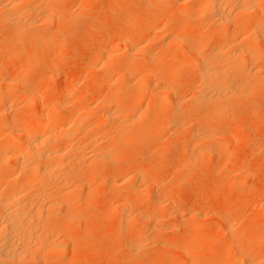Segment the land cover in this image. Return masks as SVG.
I'll use <instances>...</instances> for the list:
<instances>
[{
    "label": "rangeland",
    "instance_id": "1",
    "mask_svg": "<svg viewBox=\"0 0 264 264\" xmlns=\"http://www.w3.org/2000/svg\"><path fill=\"white\" fill-rule=\"evenodd\" d=\"M194 1L57 0L55 2L52 0L51 5L44 6L45 4L23 0L17 10V13L23 18L22 24L15 18L17 16L13 17L12 11L11 13L6 11V15L3 16L0 14V69H2L3 75L0 77V91L2 90L5 95L3 101L11 90H7L1 80L6 76H11V73L16 69L20 70L19 81L23 82V78H25V86L32 89V96L33 94L35 96H31L32 98L29 100L21 99L14 107L16 109L11 110L13 117L22 115L27 107L39 110L41 103L51 107L54 106V102L55 105L61 104L62 112L73 110L75 107L73 108V103L70 104L72 101H66L60 96L65 88L72 85L83 95L85 94L84 99L90 105L93 99L105 98L104 95L107 94L109 87L116 90L128 89L126 85H120L119 82L118 84L114 82V85L111 83L99 84L102 71H96L97 73L95 72L92 76H87L88 66L97 51L105 47H109L110 50L114 49L113 47L118 44V40L121 38L129 39L134 35V39L127 42L129 48L126 47V44L123 45L120 56L106 58L104 64L112 63L110 66L121 70L118 76L123 75L122 71L127 63L128 52L145 41L148 45L145 44L130 66L135 67L137 71L150 69L153 65L146 63L144 58L151 54L158 61V64L153 68L165 76L164 80L157 78L154 85L146 93L143 92L146 97L143 105L132 106L130 97L124 99L127 102L125 103L131 106V111H128L129 116L137 119L131 122L132 124L130 123L126 137L122 138L123 134L114 128L115 126L110 124L106 117L98 112L95 114V110L91 114L92 116L87 119L89 122L98 121L102 124H99L92 134L95 133V137L103 139L99 148L100 146V149L106 147L104 150L108 152L111 160L108 157L103 161L91 162L86 171V181L89 183L96 176L97 180L90 183V186H85L81 191L78 190L80 192L69 199V204L59 207V210L56 208L54 217H43L41 222L39 221L40 224H36V228H41L37 230L38 232L43 230L52 238H57L55 239L56 243L54 242L51 247L50 242H46L47 239L44 237L46 241H43V238L40 242L39 239L36 240L37 243L39 242L37 244L39 246L36 247V251L32 250L29 253L33 256L28 255L24 258L22 264H70V262H72L71 264H173V260L181 257L182 251L187 247L194 249L201 258L203 257V264H229L232 261V258L228 256L229 249L237 245L249 246V241L257 240L258 234L264 230V73L262 76L251 75L250 77L242 71L249 64L251 67L257 63L252 60L249 62L250 59L249 61L247 59L238 60L240 66L227 71L228 76L236 83L229 87L226 94H221L220 98L224 102L217 97L219 101L214 99L215 105L213 100L207 103L200 97L197 98L200 96L198 93L197 96L195 95L198 91L199 73L194 65L199 63L202 58L212 54V51L218 46L224 44L227 36L215 34L213 31L214 21L210 16L202 18L194 11L191 14L184 12L185 8ZM3 2L4 0H0V4ZM2 13L5 14V11ZM47 13L53 16V20L50 19V16L46 18ZM7 15H9L8 18H5L4 16ZM262 15L259 14L260 19L264 18ZM74 17H78L75 24L72 22ZM134 18L136 21L130 24ZM49 19L50 21H48ZM146 19H148L149 25L145 24ZM239 21L241 22V20ZM153 22L155 24L162 23L161 29H156ZM20 24H25V27ZM178 24H190L191 27L173 35L172 28ZM197 40L203 42L201 47H204L203 50L199 47L196 52L190 53V49L187 48L194 45ZM263 40L262 38V44ZM238 41L236 49L242 50L245 47H250L249 44L240 42V39ZM175 42L181 45L178 44V48H175ZM262 44L261 46H264ZM174 48L175 60L168 62L166 54L173 51ZM41 50L45 51V56L28 68L32 54ZM232 50L230 47L228 52L232 53ZM26 51L29 53L28 57H25ZM261 53L264 54V47H261ZM179 60L189 62L178 68ZM245 60L247 62H244ZM26 67V71L23 72ZM257 76H261V78ZM256 80L257 83H255ZM245 81L247 82L245 83ZM45 83L50 86V90L43 92L40 90V85ZM92 83L94 87L87 89V86ZM237 84L238 86H233ZM155 85H158L157 88ZM20 86L24 90V86ZM165 87L168 90H165ZM137 88L138 86H130L129 89H134L135 91L130 92L135 93L138 91ZM154 88L155 92L152 91ZM237 91L238 93H236ZM225 97L226 101L223 99ZM198 101L202 103L200 104ZM170 104L181 105L182 111L181 109L180 111L183 113L180 114V112L177 115L171 113L173 106L170 107ZM210 108L214 111V115L204 119V112ZM140 110L144 112L140 113ZM132 111L135 112L134 117ZM136 113L139 114V117L136 116ZM140 116L142 117L140 118ZM131 117L130 119H132ZM14 125L19 128L20 124ZM179 125L181 127H178ZM194 128L195 133H192ZM112 129H116L118 132ZM198 130L201 131L200 133L217 134L216 140L214 138L208 140L210 143L206 142L204 147L202 146L194 154L193 162L190 165L179 167L182 160L191 154L193 145L190 143L194 141L192 137H195ZM13 135L10 133L5 139H0V148L10 143ZM231 136L235 140L230 142V145ZM78 141L79 143L83 142ZM229 149L231 150L229 151L231 152L230 160L226 155ZM157 164L160 165L159 170L154 168ZM133 167L135 169L129 171ZM244 170L247 177L240 176ZM135 171L144 173V180L139 179L141 181L138 180L137 183L134 177H130V183L123 185L122 181L128 179V173L130 176ZM244 178L246 183H244ZM239 180L244 181V186H239L241 183ZM132 183H136L139 186H137L139 191L147 193L151 199L156 202L159 200V203L162 202L164 208L148 209L147 203H139L129 198L126 202L128 201L127 204L129 203L131 207L125 212L126 222L123 221L120 215L124 211L118 207L120 195L117 193L130 188L131 185H134ZM12 184L10 179H4L0 175L1 197L8 193ZM36 184L33 185L34 189H38L40 185ZM158 185L159 188L154 189ZM198 213L201 214L200 217L194 219L192 215ZM153 218H156L160 223V229L163 232L149 227L150 224L147 222ZM227 221L231 224L228 229L226 228ZM64 223L69 224L67 230L62 228ZM234 232L239 233V236L242 237L239 240L241 244L239 241L231 242L230 235ZM140 234L143 235L142 241L137 242V237ZM59 241L64 243H58ZM47 243L49 245H46ZM43 245H46V248ZM250 248L255 252L264 249V247L255 246V244ZM237 259L240 262L242 258L238 257Z\"/></svg>",
    "mask_w": 264,
    "mask_h": 264
},
{
    "label": "bare ground",
    "instance_id": "2",
    "mask_svg": "<svg viewBox=\"0 0 264 264\" xmlns=\"http://www.w3.org/2000/svg\"><path fill=\"white\" fill-rule=\"evenodd\" d=\"M22 1L23 0H4V2L0 4V14H2V16H3V15H6V11L7 12L9 11V13H11V11H12L14 13V14L11 13L13 15V17L17 16L15 18L17 19V21H20L22 24L23 18H22V16H20L19 13H17L18 6H19V4L22 3ZM25 1H29V0H25ZM31 1L35 2L37 4H42V5L45 4L44 6H46V4L51 5V3H52V0H31ZM55 2H57V0H55ZM4 11H5V14L2 13ZM192 11L198 13L202 18L206 17V16H210L212 18V20L214 21L213 31L215 32V34L227 36V39L224 42V44L218 46L216 49H214V51H212V54H210L207 57L202 58L199 63L194 65V68L197 70V73H199V77L197 80V81H199L198 89H197L198 91L196 92L195 95L197 96V93H198L200 96H197V98L200 97L201 100L209 103L212 100L214 102V99L216 100L217 97L220 98V96H222L221 95L222 93L226 94V92H228V90L230 89L229 87L232 84L236 83L231 79L230 76H228L227 71L229 69L236 67V66H240L238 64V60L240 61L243 59H247L249 61V59H250L249 62H251V60H252L254 63H257L251 67L249 66L250 65L249 64L248 66H246V68H244V70L242 72L246 73L250 77H251V75H253V76L254 75H261L262 76V73H264V54L261 53V47L263 48L264 46H261V44H262L261 40H262V38L264 39V21H261V20H264V18L260 19L259 14L264 15V0H195L193 3H191V5H188L184 10V12L186 14H191ZM36 12H34V13H36ZM255 12L257 15L255 14ZM29 15H31V14H29ZM263 15H262V17H264ZM8 16L9 15L4 16V17L8 18ZM48 16L51 17V18L49 17L50 19H52V17H53L52 15H49L48 13H47V17L46 16H44V17L48 18ZM15 18H14V20H15ZM50 19L48 21H50ZM237 19L241 20V22ZM42 20H43V18H42ZM77 20H78V17H74L72 19L73 24H75ZM163 20H164V18H163ZM12 21H13V19H12ZM135 21H136V18L132 19L130 21V24H133ZM145 21H146L145 24L147 25L148 19H146ZM238 21H239V23H237ZM24 22H26V21L24 20ZM153 24H155V23L153 22ZM23 25L25 27V24H23ZM23 25H21V26H23ZM155 26H156V29L160 30L162 23L155 24ZM166 27L168 28V26H166ZM190 27H191L190 24H183V25L178 24L172 28V30H173L172 34L176 35V33L180 32L182 30L189 29ZM202 28L205 29L204 27H202ZM162 30H163V28H162ZM172 34H170V35H172ZM47 37H48V35H47ZM133 39H134V35L131 36L129 39L126 37L121 38L120 40H118V44L116 43L117 45L115 47H113L114 49L110 50L109 47L108 48L105 47V48L98 50L97 54L93 58L90 65L88 64L89 65L88 70H87V76L88 77L92 76L96 71H100V72L102 71L99 84H104V83L110 84L111 83V85H114L115 84L114 82H116L117 84L119 82L120 85L122 84V85H126V87H128V89H125V88L121 89L120 88L121 90L120 89L116 90L115 88L109 87V90H107V94L104 95L105 98H101L102 100L100 98L97 100L93 99V101L90 100L93 108L84 99L85 94L83 95L78 89L75 88V86L72 85V86H68L67 88H65L64 91H62L60 93V96L62 97V99L66 100V101H69V102L72 101V102H70V104L71 103L74 104L73 108L74 107L75 108L73 110H70L69 112L68 111L62 112L61 104L55 105V102H54V106L51 107L48 104L41 103L39 110H34V109L32 110L31 108H30L31 109L30 110L27 107V109H24L25 111L23 110L24 113L22 115H20V116L18 115L19 117H13L11 114V110L16 109L14 107H16L17 103L21 99L26 98L29 100L30 98L35 97V96H34V94L32 96L33 90L29 89L28 87L25 86V84H26L25 78H23V82L19 81L20 80V72H19L20 70L16 69L11 73V76H6L5 78H2L1 82L3 83L4 87H6L7 90L8 89L11 90V92L8 95H6V99L3 101V96H5V95H4V92H2V90L0 91V139H2V140L5 139L6 137H8V135L10 133H13L14 135H13V139H10L11 140L10 143L8 142L9 143L8 145L0 148V162H1L0 163V175L3 176L4 179H7V180L10 179L11 182L13 183L11 188L9 189L8 193H6V195L5 196L3 195L2 197L0 196L1 197L0 198V263H2V264H4V263H13V264L24 263V258L27 257L28 255H31L29 253L32 250H35L36 247L39 246L37 244L42 240L43 237L45 239H47V241H46L43 238V241L45 240L46 242H50V245L52 247V244L56 241L55 239H57V238H54V237L52 238L48 233L46 234L45 231H43V230H41V231L39 230L40 232H38L37 230L40 227L36 228V224L37 225H38V223L40 224L43 217H50V218L54 217L56 208H58V210H59V207H63L65 205L69 204L68 203L69 199L72 196H74L78 192V190L81 191L85 186H88L90 183H93L94 180L95 181L97 180V176H96V177H93L91 182L88 183L86 181V175H87L86 171H87L88 167L91 165L90 164L91 162H97L100 160L103 161V160H106L108 157H109L108 159L111 158L109 156L108 152H106L104 150L106 147L103 146L104 148L100 149L101 148V146H100V148H99V145H101L100 143L103 139L98 138V136L95 137L96 136L95 133L92 134L93 131H95V129L99 126L100 123L98 121L97 122L96 121L95 122L94 121L89 122L87 120L88 118H90V116H92L91 114L94 112V110H95V114H97V112H98L100 115L106 117V119L110 122V124L115 126L114 128L118 129L123 134V136L121 135L122 138L126 137V134L129 131L130 125L132 124L131 122H134L135 120H137L136 117H134L135 112L132 111L134 115L131 113L133 115L134 119L131 116H129V114H128V111L129 112L131 111L130 105H132V106L143 105L144 101H146L145 100L146 97H144L143 92L145 91V93H146V91L149 90V88L152 85H154V82H155V80H157V78L164 80L165 76L153 68L154 66H156L158 64L157 63L158 61L154 55L150 54L146 58H144L146 63H148L151 66L153 65V67H151L150 69L148 68L147 70H144V71H137L135 69V67L130 66V63L132 64L135 61V57L140 52V50L143 49L145 44L148 45V43H145V41L142 42V44H140L139 46L137 45L136 48H134L131 52H128L129 55L127 54L128 56H126V57H128L127 63L123 67L124 71H122V72H124V73H122L123 75L120 74L121 76L120 75L118 76V73L121 70H119L115 66H110L112 63H110V65L104 64V63H106L105 60H107L108 58H113V57L115 58V57L120 56V54H121L120 51L123 48V45L126 44V47H128L127 44L130 41H132ZM239 39L241 40L240 42H242L243 44L245 43L247 45L249 44L250 47L249 48L243 47L244 49H242V50L236 49V46H237L236 43ZM175 40H177V39H175ZM176 42H175V44L174 43L173 44L176 45L175 48H178L177 45L180 43L177 44ZM202 45H203V42L201 40L200 41L197 40L194 45L190 46V48H187V49H190V53L191 52L194 53V52H196V50L199 47L201 48ZM204 46H205V44H204ZM230 47H231V49H233L232 51L235 53L232 52L233 53L232 54L231 52H228ZM175 48L173 51H169L168 54H166L168 62L175 60L174 59ZM203 48H201V50H203ZM169 50H171V49H169ZM125 53H126V51H125ZM45 54L46 53L44 50H41L40 52H36V53L32 54V59L30 61V64H28L27 67L30 68L33 63L41 60L45 56ZM28 55H29V53L26 51L25 57H28ZM138 56H140V55H138ZM141 59H143V58H141ZM188 62L189 61H186V60H179L177 63V66H178V68L183 67V66L187 65ZM244 62H247V61L245 60ZM138 63H140V62H138ZM27 67L23 70V72L26 71ZM242 76H243V74H242ZM261 76L260 77L257 76V77L261 78ZM0 77H3L2 69H0ZM247 81H245V83ZM259 82H261V81H259ZM237 83H239V82L237 81ZM255 83H257V80ZM20 85L24 86V90L22 89L23 87L20 88L21 87ZM50 85H52V84H50ZM127 85H129V86H127ZM244 85H247V84H244ZM130 86L131 87L138 86V88L136 89L138 91L135 93H131L130 91H132L134 89L130 90L129 89ZM157 86H156V88H157ZM233 86H238V84L233 85ZM93 87H94V84L92 83V84L87 86V89H92ZM194 88H197V87L194 86ZM164 89L168 90V89H166V87ZM40 90L43 92L48 91V90H50V86H48V84L45 83L42 86L40 85ZM152 91L155 92V88ZM52 93H51V95H52ZM236 93H238V91ZM162 94H164V93H162ZM166 94H169V93H166ZM228 96H230V95H228ZM126 97H130V100H131L130 105L126 104L127 102L124 101V99ZM226 97L223 98V99H225V101H226ZM197 98H195V99H197ZM28 100H27V102H29ZM220 101H223V100L221 99ZM215 102H214V104H215ZM199 103L201 104L202 102L200 101ZM50 104L53 105V103H50ZM67 105H65V106H67ZM95 106L97 107L98 110L96 109ZM169 106L170 107L173 106V109H171L173 111H171V113H173L174 115H177L178 113H180L182 111V108H180L181 105L178 106L177 104H175V105L170 104ZM68 107H70V105H68ZM206 107H207V105H206ZM63 108L65 109L67 107H63ZM139 108H142V107H139ZM180 109H181V111H180ZM142 112H144V111H142ZM142 112L140 110V113H142ZM137 113H139V112H137ZM182 113L183 112H181L180 114H182ZM138 115L139 114H137L136 116L139 117ZM172 115H171V117H172ZM213 115H214V111L210 108L209 110L207 109V111L204 112L203 117H204V119H208V118H211ZM130 117L132 119H130ZM141 117L142 116H140V118ZM172 119H174V118H172ZM16 123L20 124L19 128L15 127L14 124H16ZM177 124H179V123H177ZM100 125H102V124H100ZM173 125H174V123H173ZM180 125L178 127H181ZM183 126H185V125H183ZM199 126H200V124H199ZM116 129H112V130L118 132ZM108 130H111V129H108ZM108 130H107V132H108ZM194 130H195V128L193 129V131ZM107 132H105V133L106 134L110 133V132H108V133ZM200 132L201 131L198 130L197 133L195 134V137H192V138H194L193 139L194 141L190 143L191 145H193L191 154L188 155L184 160H182L179 167H185V166L190 165L191 162H193L192 160H193L194 154L202 146L204 147L206 142L210 143L209 141L211 140V138L215 139V137H217L216 136L217 134L212 135V133L210 134L207 132H205V133H203V132L200 133ZM192 133H195V131ZM106 134H105V137L107 136ZM105 137H103V138L105 139ZM115 137H116V135H115ZM78 140L83 141V142L79 143ZM234 140H235L234 137L231 136L229 143L234 141ZM220 143H221V141H220ZM230 145H231V143H230ZM230 145H229V147H231ZM209 146H211V145H209ZM113 147H115V146H113ZM229 151H231V150L229 149L227 152L228 154H226L228 156V159L231 157V152H229ZM225 153H226V151H225ZM195 160H196V158H195ZM104 162H106V161H104ZM154 168L156 170H159L160 165L157 164V165H155ZM134 169H135V167L130 168L129 171L134 170ZM179 170H181V169H179ZM182 170H183V168H182ZM107 172H109V170H107ZM140 173H138V171H135V173L132 172V174L130 176L128 173V179L126 178L122 181L123 185L130 183V181H129L130 177L131 178L134 177L137 180L136 182L138 183L139 179H143L144 173H141V174ZM125 176L127 177V175H125ZM240 176L241 177L246 176L245 170L240 173ZM98 177L100 179V176H98ZM144 177H146V176H144ZM241 177H240V179H241ZM104 181L106 183V180H104ZM140 181L141 180H139V182ZM240 182H241L240 185L239 184L238 185L242 187V186H244V183H246V179H245V182L244 181H240ZM35 183L40 184L38 189L33 188V185ZM151 183H153V182H151ZM132 184H134V185L133 186L131 185L130 188H127L125 190H120L117 193L120 195V201H119L118 207L122 211H124V213L121 211L123 214L120 212L121 213L120 216H121L123 221H125V218H126L125 212L128 211L131 207L129 203L127 204L128 201L126 202V200L129 198H132L134 201L139 202V203H142V202L147 203L146 205H147L148 209L162 208L163 207L162 202L159 203L158 202L159 200L156 202V200L151 199L149 197L150 195H148L147 193L145 194V192H143V191L140 192L139 188H138L139 186L136 183H132ZM155 188L158 189L159 185L157 187L155 186L154 189ZM85 191H86V189H85ZM171 204L172 203L170 202V205ZM165 205H169V204H165ZM200 215L201 214L198 213V214H193L192 216L194 217V219L195 218L198 219L200 217ZM67 216H69V215H67ZM113 219H115V218H113ZM155 219L156 218L148 220L147 223L150 224L149 227L151 229L154 228V229H157V230H160L161 232H163L160 229L161 228L160 223L157 221V219L156 220ZM121 223H123V222H121ZM135 224H136V222H135ZM68 225H69L68 223L62 224V228L67 230L69 228ZM33 226H35L34 229L36 230V232L33 229ZM230 226H231V224L227 221L226 228L228 229V228H230ZM200 228H202V227H200ZM226 228H225V230H226ZM175 229H177V228H175ZM230 232H232V231H230ZM252 232H254V230H252ZM67 233H68V231H67ZM158 234H161V233H158ZM230 236H231L230 237L231 242L239 241L242 239V237L239 236V233L234 232ZM55 237H57V236H55ZM257 237H258L257 240H250L248 243L249 246H247V247H242L240 245H237V246H233V248L229 249L228 250V256L232 258V261L229 264H240V263L241 264H264V251H263L264 249L262 251L255 252V250H252L250 248L251 245L254 246V244H255V246L264 247V230L261 231ZM142 238H143V235L140 234L137 237V242H141ZM38 239H39V242L37 243L36 240H38ZM60 241L58 243H61ZM63 243L64 242H62L61 244H63ZM61 244H58V246H61ZM240 244H241V242H240ZM46 245H49V243H47ZM46 245H43V246L45 247ZM43 246H41V247H43ZM48 248H50V247L48 246ZM47 249H45V250H47ZM61 249L63 250V248H61ZM31 256H33V254ZM238 257L242 258L240 260V262H238V260H239V259H237ZM202 258H201V256H199L197 254V252L194 249H188V247H187V249H184L182 251L181 257L173 260V264H203ZM40 261H41V259H40ZM71 263L72 262H70V264Z\"/></svg>",
    "mask_w": 264,
    "mask_h": 264
}]
</instances>
